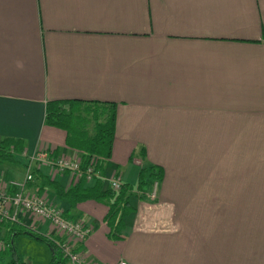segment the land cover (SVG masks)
Here are the masks:
<instances>
[{
    "label": "crops",
    "instance_id": "obj_1",
    "mask_svg": "<svg viewBox=\"0 0 264 264\" xmlns=\"http://www.w3.org/2000/svg\"><path fill=\"white\" fill-rule=\"evenodd\" d=\"M72 99L115 104L105 187L118 176L134 188L143 165L163 172L159 206L145 212L133 193L113 238L105 204L70 207L46 184L71 177L31 166L23 194L91 228L85 259L264 264V0H0V140L22 141L12 163L24 171L0 173L7 194L26 155L77 157L43 125L46 102ZM14 224L52 235L27 216Z\"/></svg>",
    "mask_w": 264,
    "mask_h": 264
},
{
    "label": "trees",
    "instance_id": "obj_2",
    "mask_svg": "<svg viewBox=\"0 0 264 264\" xmlns=\"http://www.w3.org/2000/svg\"><path fill=\"white\" fill-rule=\"evenodd\" d=\"M43 125L63 131L64 148L77 154L80 170L90 168L94 175L90 187L85 186L86 182L83 178L77 179L66 190L49 181L46 185L51 187L58 199L67 202L70 207L84 201L105 204L107 211L103 217V224L108 230V235L117 238L123 228L124 219L133 212L129 198L134 192V194L139 193L137 197L139 200L146 201L145 196H148L152 185L160 182L162 169L154 165L140 166L134 188L121 184L117 191H113L105 187L102 177L114 136V103L74 99L49 101L44 105ZM22 150V141L19 139L0 140V164L14 162L13 157ZM143 157L141 149L139 158L143 159ZM91 161L93 164H90ZM23 167L25 169L24 164ZM33 177L38 178L35 171H31V181ZM3 231L12 232V235L27 234L45 244L50 254L49 264H68L52 241L7 221H0V242L7 246L0 250V256L8 254L9 260L0 264H25L18 261L13 249L3 241Z\"/></svg>",
    "mask_w": 264,
    "mask_h": 264
},
{
    "label": "built area",
    "instance_id": "obj_3",
    "mask_svg": "<svg viewBox=\"0 0 264 264\" xmlns=\"http://www.w3.org/2000/svg\"><path fill=\"white\" fill-rule=\"evenodd\" d=\"M25 175L20 182H11L8 185L12 186L16 193L9 195L5 192L6 185L0 187V221L10 223H20L21 217L27 216L29 221L47 223L52 229L51 237H46L52 241L61 256L68 264H95L85 259L77 250L79 244L83 243L90 235L91 228L84 226L78 222H70L64 219L62 212L48 205L43 196L30 197L23 194L25 184L31 181V166L35 163L49 166L50 169L60 174H68L71 180L75 182L77 179L83 178L85 182L92 181L94 175L90 168L80 170V160L77 157H57L50 158L43 151L34 152L32 155L25 156ZM93 164V161L90 162ZM103 180V179H102ZM120 177L114 176L108 179L106 185L113 191H117L121 185ZM150 198L156 195L157 185L153 184ZM31 227L30 229H32ZM54 239V240H52ZM5 245L0 242V250ZM116 264H126L123 261H118Z\"/></svg>",
    "mask_w": 264,
    "mask_h": 264
},
{
    "label": "rangeland",
    "instance_id": "obj_4",
    "mask_svg": "<svg viewBox=\"0 0 264 264\" xmlns=\"http://www.w3.org/2000/svg\"><path fill=\"white\" fill-rule=\"evenodd\" d=\"M49 169L50 167L47 166ZM10 170H15L19 174V178L24 174L22 167L17 163L4 162L0 167V173L6 174L8 171L11 174ZM157 188L158 184L156 183ZM1 187V186H0ZM153 187V185H152ZM149 191L146 201H141L140 209L147 212L156 209L159 204L156 203V195L152 199H149V195L152 192V188ZM2 188V187H1ZM157 191V189H156ZM134 193V192H133ZM139 193H136L135 196L138 197ZM148 198V199H147ZM6 244L13 249L14 254L16 255L20 263L25 264H49L50 254L47 246L42 242H39L27 234L12 235L5 240ZM9 259V255L5 254L0 256V263H3Z\"/></svg>",
    "mask_w": 264,
    "mask_h": 264
}]
</instances>
